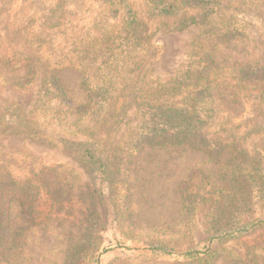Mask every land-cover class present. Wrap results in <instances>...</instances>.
<instances>
[{
	"label": "rangeland",
	"instance_id": "obj_1",
	"mask_svg": "<svg viewBox=\"0 0 264 264\" xmlns=\"http://www.w3.org/2000/svg\"><path fill=\"white\" fill-rule=\"evenodd\" d=\"M168 1L0 0V184L13 180L0 193L16 198L3 215L0 238L9 242L0 264H96L104 250L100 264H194L182 256L192 248L216 250L213 264H264V201L241 218L262 223L217 238L211 203L197 194L223 186L232 151L216 157L186 144H148L157 124L154 93L183 74L197 43L208 39V26L179 29L184 15L207 11L214 26L234 31L215 43L222 66L264 65V0H186L172 15L157 12ZM135 31L145 37L141 45ZM143 75L140 99L124 118L113 117L109 98L88 101L101 87L107 96L129 95ZM259 104L216 97V116L202 130L214 147L245 149L254 161L264 156ZM225 116V128L216 126ZM66 142L108 158L114 190L101 182L98 197ZM156 240L174 254L134 249ZM76 246L85 248L78 257Z\"/></svg>",
	"mask_w": 264,
	"mask_h": 264
},
{
	"label": "trees",
	"instance_id": "obj_2",
	"mask_svg": "<svg viewBox=\"0 0 264 264\" xmlns=\"http://www.w3.org/2000/svg\"><path fill=\"white\" fill-rule=\"evenodd\" d=\"M168 2L157 12L172 15L175 13L176 4L178 6L186 4V0H169ZM215 23L212 21V15L209 16L207 11H204L201 15L185 14L179 23V29L198 24L208 26V39L206 42L197 43L199 48L193 51V55H191L193 58L184 73L173 79L171 83L161 85V88L154 93V98L156 96L157 98L155 101H150V103L155 104L153 116L157 118V124L151 130L153 134L148 138V144L152 147L186 144L216 157L228 150L232 151V157L222 169L225 181L223 186L214 192L204 189L203 192L199 191L197 194L201 193L202 200H208L211 203L209 214L212 216L210 224L213 227L214 236L217 238H237V236L254 229L258 226V223H262V220L256 221L257 223L255 221L243 223L241 218H243L244 213L251 211L254 205L264 201V156L257 155L254 161L250 162L249 152L245 149L214 147L213 143H218L214 139H210L209 135L204 133L202 129L204 126L209 125L210 121L216 116V97L226 104L234 105L243 104L247 101H260L259 105L264 106V65L258 61H253L241 68L222 66L220 62L221 53L218 52L215 43L220 41L227 43L234 31L225 26L216 27L214 26ZM135 38L137 44L140 45L142 44L141 41L145 39L144 35L137 31H135ZM146 38L149 40V37ZM143 77L144 75L140 77L138 83L135 84L136 89L129 95L118 97V95H112L111 93L112 96H107L108 93L101 92L103 89L101 87V91L97 90V92L88 94V101L92 102L99 97L109 98L108 100L113 103L111 105L113 117L120 115V119L124 118L131 104H137V100L140 99L139 93L141 90H139V86L143 82ZM83 82H86V80L84 79ZM166 88L168 89L165 90ZM225 117L220 118L216 126L225 128L231 118L230 116ZM157 126L161 127L157 128ZM225 135L228 138L231 136L224 129ZM65 144L66 148L76 153L79 162L87 168L93 179V191L98 197H103L99 191L101 182H107L110 190H114L112 188L116 185V182L108 158L106 159L87 144L74 145L71 142ZM10 182L13 184V180H4L0 187L2 185L9 187ZM25 185L28 189L32 188L31 185L26 183ZM47 190L50 195V189L47 188ZM110 194V200L114 201L116 199L114 193L111 192ZM15 200L16 198L8 200L7 193H0V210L2 211L0 232L3 226L5 209H7V205L9 208ZM24 200H20L22 205L26 202ZM8 242V238H0V250L4 251ZM134 249L146 250L156 257H166L174 254L166 243L164 244L159 240L148 244L143 243L140 247ZM72 251L78 257L79 252H84L85 248L76 246L72 248ZM106 251L104 250L97 256L96 264H100V256ZM216 254V250L201 251L192 248L185 251L182 256L189 261H193L194 264H213L216 260ZM73 256H71V259ZM80 256L85 258L87 255ZM75 259L73 258V262H79V259L76 261Z\"/></svg>",
	"mask_w": 264,
	"mask_h": 264
}]
</instances>
